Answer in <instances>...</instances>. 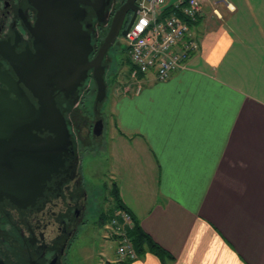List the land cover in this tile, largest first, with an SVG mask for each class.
<instances>
[{
    "label": "crops",
    "instance_id": "0c3cea01",
    "mask_svg": "<svg viewBox=\"0 0 264 264\" xmlns=\"http://www.w3.org/2000/svg\"><path fill=\"white\" fill-rule=\"evenodd\" d=\"M192 32L188 68L119 84L110 188L174 256L130 264H264V0H202Z\"/></svg>",
    "mask_w": 264,
    "mask_h": 264
},
{
    "label": "water",
    "instance_id": "95a60500",
    "mask_svg": "<svg viewBox=\"0 0 264 264\" xmlns=\"http://www.w3.org/2000/svg\"><path fill=\"white\" fill-rule=\"evenodd\" d=\"M33 3L38 10L33 29L36 52L17 62L18 79L0 70V82L14 94L9 98L7 90L0 92V197L18 205L34 201L52 174L62 175L73 169L76 149L57 96L63 93L66 98L75 97L92 69L96 108L106 99L105 55L116 43L126 12L131 9L134 13L123 36L132 27L138 10L137 0H127L117 10L97 55L90 59L93 45L83 28L84 11L78 0ZM21 82L31 90L37 104ZM103 128L104 122L99 119L93 133L99 136Z\"/></svg>",
    "mask_w": 264,
    "mask_h": 264
},
{
    "label": "flooded vegetation",
    "instance_id": "af4514ba",
    "mask_svg": "<svg viewBox=\"0 0 264 264\" xmlns=\"http://www.w3.org/2000/svg\"><path fill=\"white\" fill-rule=\"evenodd\" d=\"M78 1L84 11L83 28L91 37L93 49L89 57L93 59L111 28L117 10L127 0ZM133 13L131 9L126 12L117 40L123 36L122 31L129 25ZM37 20L38 10L33 0H0V70L15 79H18L17 62L36 52L33 29ZM108 53L103 61L106 69ZM92 71L82 82L78 94L94 81ZM20 85L37 104L31 90L22 82ZM2 90L8 91L9 98L14 97L11 88L0 82V92ZM78 94L73 98H66L63 93L57 96L71 133V119L66 108ZM99 119L91 124L92 131ZM82 162V157L76 155L73 169L62 175L52 174L43 192L34 201L27 200V204L18 205L10 198L0 197V264H82L78 262L80 259L86 262L79 250L73 249L82 230L87 229L92 209ZM100 255H103L101 250Z\"/></svg>",
    "mask_w": 264,
    "mask_h": 264
},
{
    "label": "rangeland",
    "instance_id": "374dc122",
    "mask_svg": "<svg viewBox=\"0 0 264 264\" xmlns=\"http://www.w3.org/2000/svg\"><path fill=\"white\" fill-rule=\"evenodd\" d=\"M178 1L167 0L166 5H169L171 9ZM256 1L253 0V3L256 4ZM108 52V68L105 74L108 84L106 99L99 103L96 109L97 86L95 80H92L89 87L78 94L74 102L66 108L71 119L76 155L82 157L85 183L93 195L92 200L97 207V210H93V214L91 212L88 215L87 229L82 230L73 247V249L82 252H79L80 256L85 257L86 262L81 259L78 261L82 264H107V258L116 260L119 258L117 253L118 240L105 238V235L109 220L119 210L116 208L115 201L112 200L110 186L111 182H116V175L122 162H119L116 151L111 148V140L115 130L112 122L116 120L115 104L120 93L119 84L129 74L130 65L127 61L128 59L131 60L125 36L120 37ZM97 118L103 120L104 128L102 134L95 137L91 124ZM106 140L109 141V144L105 152ZM100 213L104 215L105 220L103 222H99ZM102 246L107 254L100 255V250H103Z\"/></svg>",
    "mask_w": 264,
    "mask_h": 264
},
{
    "label": "built area",
    "instance_id": "2783aa9c",
    "mask_svg": "<svg viewBox=\"0 0 264 264\" xmlns=\"http://www.w3.org/2000/svg\"><path fill=\"white\" fill-rule=\"evenodd\" d=\"M166 3L137 0L136 19L125 36L133 65L130 77L135 79L127 91H141V74L153 72L158 81L168 80L174 72L188 68L191 57L200 51L192 28L202 14V0H179L171 9ZM133 224L132 214L124 209L109 220L108 236L119 242L118 261L137 257L128 234Z\"/></svg>",
    "mask_w": 264,
    "mask_h": 264
},
{
    "label": "trees",
    "instance_id": "16d2710c",
    "mask_svg": "<svg viewBox=\"0 0 264 264\" xmlns=\"http://www.w3.org/2000/svg\"><path fill=\"white\" fill-rule=\"evenodd\" d=\"M182 15V14H180ZM129 63V69L128 71H132L133 65L131 63V60L128 59L127 61ZM112 200L116 203V208L118 209H124L127 210V207L123 204L122 199L120 197L119 189L112 188L110 189ZM134 224L133 226L128 230V234L132 239L133 247L136 251L137 257L133 260L131 259H125L123 261H119L115 264H130L132 261L142 258L147 253H152L156 256H158L163 262H167V260H173L174 256L167 251L164 247H162L160 244H158L150 234H148L140 225V222L135 219L133 216ZM104 215L103 213L99 217V222H103Z\"/></svg>",
    "mask_w": 264,
    "mask_h": 264
}]
</instances>
